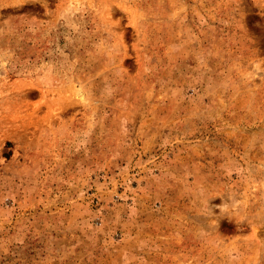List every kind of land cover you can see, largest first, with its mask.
<instances>
[{
    "label": "rangeland",
    "instance_id": "rangeland-1",
    "mask_svg": "<svg viewBox=\"0 0 264 264\" xmlns=\"http://www.w3.org/2000/svg\"><path fill=\"white\" fill-rule=\"evenodd\" d=\"M0 264H264V0H0Z\"/></svg>",
    "mask_w": 264,
    "mask_h": 264
}]
</instances>
